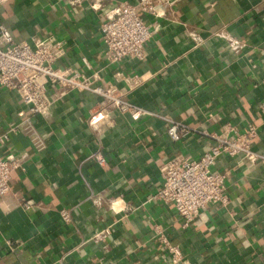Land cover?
<instances>
[{
  "label": "crops",
  "instance_id": "0c3cea01",
  "mask_svg": "<svg viewBox=\"0 0 264 264\" xmlns=\"http://www.w3.org/2000/svg\"><path fill=\"white\" fill-rule=\"evenodd\" d=\"M95 1L134 2L0 6V24L16 43L54 36L65 51L58 67L124 88L122 98L140 111L134 119L111 108L107 121L90 125L100 99L73 91L47 119L32 118L43 137L38 151L12 131L29 114L14 91L0 86V138L7 137L0 156L23 155L10 192L0 197V264H164L158 230L188 264H264V166L219 158L215 169L228 173L229 203L206 205L187 229L172 205L151 199L162 166L177 155L199 158L214 135L235 136L252 124V149L264 154V0H168L163 17L144 16L152 31L145 59L114 64L103 58L104 18L91 10ZM135 75L142 80L134 87L122 79ZM171 121L188 130L177 141L167 135ZM97 197L100 206L92 202ZM22 199L32 201L30 210Z\"/></svg>",
  "mask_w": 264,
  "mask_h": 264
},
{
  "label": "built area",
  "instance_id": "2783aa9c",
  "mask_svg": "<svg viewBox=\"0 0 264 264\" xmlns=\"http://www.w3.org/2000/svg\"><path fill=\"white\" fill-rule=\"evenodd\" d=\"M6 1L0 0V6ZM167 1H122L110 7L96 1L92 3L91 10L101 12L104 18L98 29L104 60L108 64L143 61L146 44L152 36L144 16L163 17L160 7ZM64 54L62 43L52 35L16 43L6 27L0 24V86L14 91L29 114L12 131L24 133L38 151L44 148L43 137L37 132L32 118L39 116L47 119L53 105L73 91L90 93L100 99V110L91 116L90 125L107 121L111 108L129 113L134 119L140 116V111L122 98L128 93L124 88L118 89L113 83L101 84L97 74L88 77L76 70L58 67ZM84 64L88 66L85 60ZM122 79L134 87L142 77L135 75ZM118 90L121 95L116 96ZM187 132L186 127L173 121L167 128V135L172 141L179 140ZM6 138L2 135L0 140ZM212 138L214 143L199 158L177 155L168 160L160 170L161 187L151 198L172 205L183 221V229L189 227L206 205L224 207L229 203L225 185L228 173L215 169L219 158H238L249 166H264V154L252 149L257 138V129L252 124L241 134L230 136L223 133ZM22 159L23 155L14 153L0 156V197L10 192L12 174L22 169ZM97 162L100 166L104 165L101 157H97ZM92 202L100 206L101 199L97 197ZM32 205V201L22 199L24 209L30 210ZM60 216L64 221L70 219L68 210H61ZM111 228H105L100 234L109 235ZM156 239L163 248L164 264H188L179 246L173 245L159 230Z\"/></svg>",
  "mask_w": 264,
  "mask_h": 264
}]
</instances>
